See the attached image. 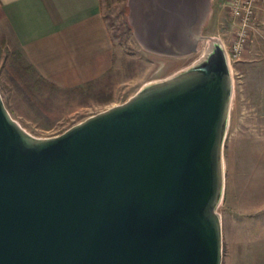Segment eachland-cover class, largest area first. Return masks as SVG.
Masks as SVG:
<instances>
[{"label": "water", "instance_id": "95a60500", "mask_svg": "<svg viewBox=\"0 0 264 264\" xmlns=\"http://www.w3.org/2000/svg\"><path fill=\"white\" fill-rule=\"evenodd\" d=\"M212 0H130L140 43L206 52L127 101L36 136L0 90V264H223L235 79Z\"/></svg>", "mask_w": 264, "mask_h": 264}, {"label": "rangeland", "instance_id": "374dc122", "mask_svg": "<svg viewBox=\"0 0 264 264\" xmlns=\"http://www.w3.org/2000/svg\"><path fill=\"white\" fill-rule=\"evenodd\" d=\"M129 1L103 0V13L114 40L112 68L97 81L75 88L42 82L34 99H29L24 87L13 79L9 69L17 46L0 32V90L13 116L31 133L40 137L58 135L93 114L127 101L147 82L174 74L206 52L209 41L202 43L199 53L189 56H165L147 50L131 25ZM228 2L212 0L203 31L221 38L226 47H230L238 26ZM230 60L235 92L225 145L227 185L232 181L246 185L247 189L242 193L234 192L233 196L237 201L240 198L246 207L241 229L251 231L236 232L237 241L242 244L238 252L243 251L246 264H264V212H260V204L264 202L263 4L259 10L258 30L247 49L240 57ZM223 203L222 215L226 209Z\"/></svg>", "mask_w": 264, "mask_h": 264}, {"label": "crops", "instance_id": "0c3cea01", "mask_svg": "<svg viewBox=\"0 0 264 264\" xmlns=\"http://www.w3.org/2000/svg\"><path fill=\"white\" fill-rule=\"evenodd\" d=\"M0 32L61 88L97 81L112 68L115 59L103 0H0ZM245 189L246 185L237 181L227 185L226 209L222 211L223 264H246L243 251L238 252L242 244L236 232L251 231L241 229L246 207L233 196ZM260 212H264V202Z\"/></svg>", "mask_w": 264, "mask_h": 264}, {"label": "built area", "instance_id": "2783aa9c", "mask_svg": "<svg viewBox=\"0 0 264 264\" xmlns=\"http://www.w3.org/2000/svg\"><path fill=\"white\" fill-rule=\"evenodd\" d=\"M228 3L229 9L238 23L230 41V47H227L231 59L243 54L258 30L259 10L264 0H229Z\"/></svg>", "mask_w": 264, "mask_h": 264}, {"label": "trees", "instance_id": "16d2710c", "mask_svg": "<svg viewBox=\"0 0 264 264\" xmlns=\"http://www.w3.org/2000/svg\"><path fill=\"white\" fill-rule=\"evenodd\" d=\"M129 27L132 29L130 24ZM12 56L13 61L9 70L13 79L20 86L24 87L25 94L29 99H34L36 97L42 82L51 83L53 86H56L37 70L35 65L28 60L22 50L18 48L15 49Z\"/></svg>", "mask_w": 264, "mask_h": 264}]
</instances>
